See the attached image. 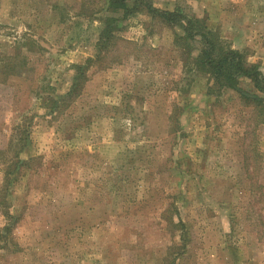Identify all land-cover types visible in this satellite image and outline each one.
Segmentation results:
<instances>
[{"label":"rangeland","instance_id":"rangeland-1","mask_svg":"<svg viewBox=\"0 0 264 264\" xmlns=\"http://www.w3.org/2000/svg\"><path fill=\"white\" fill-rule=\"evenodd\" d=\"M107 1L0 0V264H264V104L212 87L146 5ZM147 1L264 73V0Z\"/></svg>","mask_w":264,"mask_h":264},{"label":"trees","instance_id":"trees-1","mask_svg":"<svg viewBox=\"0 0 264 264\" xmlns=\"http://www.w3.org/2000/svg\"><path fill=\"white\" fill-rule=\"evenodd\" d=\"M148 3V4H147ZM141 5L147 6V11L161 18L164 22L178 29L175 32V42L182 45L183 55L189 54L192 45L197 47V55L194 58L192 68L205 71L212 80V87L219 88L220 91L232 89L238 92L244 98L263 103V98L257 92H251L242 87V82L251 84L257 91L264 93V73L260 70L258 63H250L245 57V53L232 47H224L215 33L208 27L206 22L196 15L184 13L178 9L164 10L153 7L147 0H108L106 10L114 13H121L126 17L131 12L133 6L139 8ZM121 17V18H123ZM120 18V19H121ZM119 16L106 17L104 30L100 33L97 42V57H101L108 48L110 41L116 36V21ZM180 31V32H178ZM187 45V47H185ZM94 58H88L87 62H93ZM188 63V62H187ZM77 73L74 76L71 88L60 96V101L71 99L76 95L80 86V77L84 73V66H77ZM177 109V107L175 108ZM178 110V109H177ZM175 116V118H174ZM170 117L177 118L176 112ZM174 124V123H173ZM20 142H17L18 145ZM13 144V143H11Z\"/></svg>","mask_w":264,"mask_h":264}]
</instances>
